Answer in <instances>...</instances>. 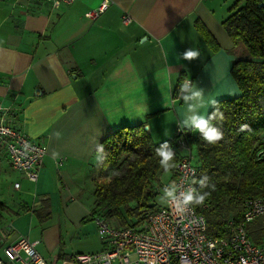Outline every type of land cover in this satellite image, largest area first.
<instances>
[{
	"label": "crops",
	"instance_id": "1",
	"mask_svg": "<svg viewBox=\"0 0 264 264\" xmlns=\"http://www.w3.org/2000/svg\"><path fill=\"white\" fill-rule=\"evenodd\" d=\"M235 1L111 0L89 19L85 14L101 0H74L57 9L44 0H0V102L24 135L47 149L37 181L20 173L11 186L16 198L1 200L8 209L0 221V255L19 237L38 241L35 249L42 243L45 230L35 232V215L44 209L49 216L43 223L58 215L55 228L64 227L68 236L83 225L94 181L108 176L98 147L112 131L142 124L161 142L177 127L190 130L180 123L183 99L172 101L181 75L203 88L206 100L240 94L230 69L245 50L222 27ZM124 15L130 17L126 24ZM196 21L218 49L206 43ZM188 48L198 49L200 58L182 59ZM211 107L200 112L206 116ZM5 164L12 169L0 144V174L6 175ZM64 239L59 232L58 243ZM76 253L44 259L71 264Z\"/></svg>",
	"mask_w": 264,
	"mask_h": 264
},
{
	"label": "trees",
	"instance_id": "2",
	"mask_svg": "<svg viewBox=\"0 0 264 264\" xmlns=\"http://www.w3.org/2000/svg\"><path fill=\"white\" fill-rule=\"evenodd\" d=\"M222 27L245 50L246 57L234 60L230 69L240 94L218 101L225 119L213 124L224 133L222 140L210 144L199 132L183 134L190 150L195 149L194 189L210 193L203 204L192 205L205 218L207 233L215 238L227 234L229 220L242 217L246 199L264 198V0H236ZM196 28L212 49H218L198 21ZM183 79L181 75L173 95ZM213 110L211 107L207 115ZM242 125L247 127L241 130ZM164 142L174 149L176 164L184 157L176 135L154 142L144 125L136 124L120 127L102 139L100 166L108 169V176L94 181L93 207L87 220L101 217L115 226H131L157 207L158 176L164 169L156 149ZM173 169H169L172 178ZM205 177L207 186L202 187L199 181ZM7 209L0 200V221ZM48 216L45 213L42 221ZM246 230L254 242L264 243V215L247 223ZM58 258L64 256L59 253Z\"/></svg>",
	"mask_w": 264,
	"mask_h": 264
},
{
	"label": "built area",
	"instance_id": "3",
	"mask_svg": "<svg viewBox=\"0 0 264 264\" xmlns=\"http://www.w3.org/2000/svg\"><path fill=\"white\" fill-rule=\"evenodd\" d=\"M52 8L71 4L74 0H44ZM111 0H101L95 9L85 16L94 19L103 12ZM130 17L124 15L123 23ZM186 79V78H185ZM184 81V79H183ZM182 81V83H183ZM181 83V84H182ZM180 88V87H179ZM180 99L179 89L172 95V101ZM12 112L0 102V144L3 146L9 165L35 182L43 159L45 146L31 141L13 123ZM184 130L177 127V144L184 150V157L173 169V181L169 186L159 188L172 190L173 197L183 199V193L194 189L193 179L197 168L192 163L189 146L183 136ZM18 183L14 184L18 188ZM164 204L145 214L141 223L131 226H115L101 217L93 220L97 226L102 248L93 253H76L71 264H264V243H256L249 236L246 224L264 215V198H248L243 202L242 217L229 220L227 234L215 238L207 233L205 218L194 206L181 214L171 197ZM38 241L19 237L3 246L0 264H48L36 251Z\"/></svg>",
	"mask_w": 264,
	"mask_h": 264
},
{
	"label": "clouds",
	"instance_id": "4",
	"mask_svg": "<svg viewBox=\"0 0 264 264\" xmlns=\"http://www.w3.org/2000/svg\"><path fill=\"white\" fill-rule=\"evenodd\" d=\"M58 2V0H57ZM181 58L187 61H192L200 58V52L198 49L188 48L182 54ZM204 89L197 86L196 83L190 79H184L183 83L180 85L179 94L180 98L183 99L186 107L184 110V118L181 120V126L192 131L199 132L202 138L210 144H214L220 141L224 137V133L214 126L213 121H223L225 119L223 113L220 111L219 104L215 99L206 100L204 96ZM192 101V103H189ZM208 105L213 107L211 114L205 116V114L200 112L201 108H205ZM246 125L241 126V130L246 128ZM59 136V133H56ZM99 152H103V147H98ZM157 155L160 157V165L165 170L174 168L176 165L174 163L175 151L168 142L160 144L156 149ZM207 178H203L199 181L202 187L207 186ZM214 190V185L211 186ZM168 197H171V201L176 203L177 210L183 214L188 211V206L191 204L201 205L204 203L207 196L210 195L209 192H204L201 194L195 189H189L183 193V199L178 200L173 197L172 190L165 189ZM162 202H166L162 200ZM241 264H246L242 261Z\"/></svg>",
	"mask_w": 264,
	"mask_h": 264
},
{
	"label": "rangeland",
	"instance_id": "5",
	"mask_svg": "<svg viewBox=\"0 0 264 264\" xmlns=\"http://www.w3.org/2000/svg\"><path fill=\"white\" fill-rule=\"evenodd\" d=\"M191 149H192L191 150V155H192L191 161L192 163L195 164L196 162L195 149L194 147H192ZM4 170L7 171L6 175H4L2 172L0 174V200L6 201L8 200V198H10V200L13 201L18 195V193H16L11 186H12L13 181L18 176H20V172L16 170H12V169L10 170L7 165H6V169ZM171 178H172V173L169 170L162 171L160 175L158 176L159 182L165 186H169L171 184ZM165 189L167 188H159V192L155 198V202L157 206L162 205L164 203L162 202V200L165 201V199L167 198ZM90 203H91L90 205V209H91L93 205H92V201L90 202L89 200V204ZM11 206H13L12 202H11ZM45 211L46 210L44 209L35 215L36 227H37L35 232L36 231L44 232L45 230V232L43 233L44 238H42V243L36 246V250L40 254L48 250V253L43 254L41 256L42 258H45L47 261L53 262L57 254L59 253L64 252L65 254H69L71 252H83V253L84 252H96V250L101 248L100 237L98 235V232L97 233L95 232L97 235V237H95V235L93 234L91 230L92 226L95 227V229L97 230L94 220H87L88 218L86 219V221L84 220V222L82 220L81 223H83V225L80 226V228L71 229L72 230L71 236H68L66 235L67 230L64 227L62 228L61 231H58L57 228H55L58 215H54V218L50 222L48 221L46 223H43L41 218L44 216ZM87 216H89V214L86 215V217ZM59 232H62L63 237L65 238L64 241L61 240L60 243H58L59 240L57 241V235L59 234ZM1 246L2 245H0V248Z\"/></svg>",
	"mask_w": 264,
	"mask_h": 264
},
{
	"label": "water",
	"instance_id": "6",
	"mask_svg": "<svg viewBox=\"0 0 264 264\" xmlns=\"http://www.w3.org/2000/svg\"><path fill=\"white\" fill-rule=\"evenodd\" d=\"M144 130H147V126H144Z\"/></svg>",
	"mask_w": 264,
	"mask_h": 264
}]
</instances>
